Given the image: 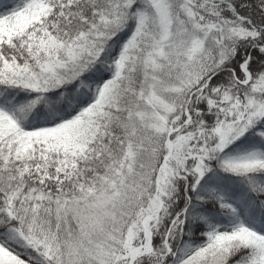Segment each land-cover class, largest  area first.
Wrapping results in <instances>:
<instances>
[{"label":"snow or ice","instance_id":"6c2138e0","mask_svg":"<svg viewBox=\"0 0 264 264\" xmlns=\"http://www.w3.org/2000/svg\"><path fill=\"white\" fill-rule=\"evenodd\" d=\"M0 264H264V0H0Z\"/></svg>","mask_w":264,"mask_h":264}]
</instances>
